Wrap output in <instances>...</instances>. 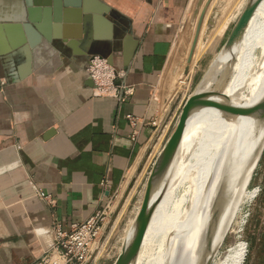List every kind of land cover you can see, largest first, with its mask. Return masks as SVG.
Returning <instances> with one entry per match:
<instances>
[{
	"label": "crops",
	"instance_id": "1",
	"mask_svg": "<svg viewBox=\"0 0 264 264\" xmlns=\"http://www.w3.org/2000/svg\"><path fill=\"white\" fill-rule=\"evenodd\" d=\"M78 1L38 7L50 38L39 45L24 29L0 30V264H33L52 246L55 225L102 210L153 138L146 126L133 140L128 116L156 118L159 80L187 0H100L111 12L88 15ZM19 6L0 0V17ZM54 39L78 47L86 40L110 56L123 71L116 90L92 88L89 62L67 48L69 57ZM135 41L125 70V49Z\"/></svg>",
	"mask_w": 264,
	"mask_h": 264
},
{
	"label": "bare ground",
	"instance_id": "2",
	"mask_svg": "<svg viewBox=\"0 0 264 264\" xmlns=\"http://www.w3.org/2000/svg\"><path fill=\"white\" fill-rule=\"evenodd\" d=\"M256 1L249 0L247 6ZM262 2L259 0L247 19L234 47L227 50L224 46L216 71L207 79L211 81L210 85L204 87V92L215 90L221 82L216 76H224L230 71L221 93L234 104L253 108L264 98V22L254 37L253 49L241 56L237 63L243 44L255 30ZM233 29L227 34V41ZM97 59L95 57L89 66ZM263 143L264 119L235 115L213 105L196 107L190 115L167 185L145 227L134 264H234L233 247L222 258L217 253L211 256L218 245V237L226 230L224 227L231 214L230 209L235 204L239 209L248 198L246 192L243 193L246 198L242 193V197H236L241 187L238 182L252 167Z\"/></svg>",
	"mask_w": 264,
	"mask_h": 264
},
{
	"label": "rangeland",
	"instance_id": "3",
	"mask_svg": "<svg viewBox=\"0 0 264 264\" xmlns=\"http://www.w3.org/2000/svg\"><path fill=\"white\" fill-rule=\"evenodd\" d=\"M208 1L187 0L185 3L177 35L173 40V48L157 88L156 101L158 109L157 116L153 119V122H155V126H152L154 128L153 138L143 151L138 164L128 172L123 186L112 194L106 204L109 207L107 210L110 219L107 231L109 240L98 255V260L95 264L115 263L123 246V241L126 239V233L136 218L143 202L152 169L179 120L183 106L193 94L203 93L206 90L204 87L208 88L210 85L211 81H207V79L210 74L216 71L217 60L221 56L220 53L223 51L224 46L227 44V34L236 26L249 0H212L211 5H213L212 7L209 5L210 9L209 7L207 8V12L209 11V13L206 12L207 17L205 16V19H207H204L205 22L202 25L203 33L201 32L199 35L197 44L199 49H196L197 52L195 50L193 60L189 64V53L196 35L194 28L196 27L195 29H197L200 15ZM262 4L259 20L257 25L254 26L255 30L243 44L237 63L241 59V56L251 52L254 47V37L263 26L264 0ZM193 33L195 34L194 36ZM179 34H181L182 39ZM105 61L115 70V74L119 72L107 60ZM87 74L90 75L89 71ZM106 79L104 80L107 82L103 83L101 89L104 90L103 92L111 94L113 90L108 92V89L112 87L109 84L111 80L109 73ZM116 80L118 81L120 78L117 77ZM206 81L207 84L204 86ZM247 172L238 182L239 185L241 184V187H239L240 190L236 197L238 195L242 197L240 196L241 193L246 192V194L250 193V196L248 194L247 196L243 194V196L245 195L249 199L244 196L246 201L244 199V203L239 209L235 208L236 204L230 209L231 214L227 218V223H225L224 227L226 230L223 229V233L218 237V245L214 248L211 258L214 253H217L222 258L227 250L233 247L232 256L234 264H263L264 143L252 167Z\"/></svg>",
	"mask_w": 264,
	"mask_h": 264
},
{
	"label": "water",
	"instance_id": "4",
	"mask_svg": "<svg viewBox=\"0 0 264 264\" xmlns=\"http://www.w3.org/2000/svg\"><path fill=\"white\" fill-rule=\"evenodd\" d=\"M24 1V3H23ZM79 1H81L79 3ZM78 1V9L79 12H84L85 15H88L89 12H93L95 10L99 11L100 8H103L105 11L111 12L109 10V6L102 4L100 0H79ZM212 0H209L206 6L204 7L199 22L197 25L196 35L192 43V47L189 53L188 63L191 64L195 50L197 47L199 35L201 32V27L203 25V21L207 12V8L211 4ZM15 2L19 7L16 12L15 16L12 17H0V30L2 28L10 30V29H16L21 33V30L24 29L26 34L29 35L30 44L33 46L39 45L42 41L43 36H48L42 29L43 25L41 24L42 20L40 17V8H38L41 5H50L51 0H15ZM84 2V4L82 3ZM155 2V0H154ZM153 2V3H154ZM56 4V3H55ZM259 4V0L254 2L253 4L247 6L245 10L243 11L242 15L240 16L236 26L234 27L233 31L231 32L230 37L228 38L227 44L225 45V48L227 50H230L234 47L236 42L239 40L241 33L243 32L244 27L247 24V19L250 17L252 11L257 7ZM21 7V8H20ZM88 17H85L84 24L87 23ZM114 24V20H111ZM4 24V26H3ZM14 24V26H13ZM17 25V26H15ZM125 30V32L130 33V30H127L126 27L121 28ZM127 30V31H126ZM130 37V35H129ZM86 38V36H85ZM57 40L60 44V50L71 57V55L67 52V48L71 49V52L74 56H79L83 60L88 61L89 65L92 63V60L95 57H99L100 59H105L109 62V57L104 56V54H101L102 51H98V48L96 47H90L91 45L88 43L84 45L86 40L84 42H81V47L77 46V42L75 43H69L68 41ZM59 40V41H58ZM128 41L131 42V38H127ZM25 41L23 35H21L20 39H18L17 44H21ZM16 45V44H15ZM137 41L132 43L127 49H125L124 55H125V66L124 69L126 70L128 68L129 62L132 60L136 48H137ZM15 48V51L17 50L18 45ZM77 46V47H76ZM68 53V54H67ZM113 66V62L110 63ZM89 65L88 68H89ZM116 68V67H115ZM119 72L122 70L116 68ZM230 77V71L226 73V75L221 76L218 74L216 76L217 81H221L217 88L211 92H204V93H198L193 94L185 103L183 106V109L181 111L179 120L171 133L170 137L166 141L163 149L161 150L156 163L152 169V172L149 176L145 195L143 198L142 206L140 208V211L138 215L136 216L132 226L130 227L126 239L123 243L122 250L117 257L114 264H134L137 255L139 253L143 233L145 230V227L147 226L150 217L152 215V212L163 193L168 179L170 171L175 163V160L178 157L179 151L183 144V139L185 136V132L187 129V124L190 118V115L192 114L193 110L196 107H199L201 105H213L220 108H223L225 110H228L232 112L235 115H243V116H256L260 119H264V98L258 101V104H256L253 108L245 107L242 105H236L232 102V100L223 95L221 93L223 86L227 83ZM89 84L92 86V88H96V84L94 80L89 77ZM252 178V177H251Z\"/></svg>",
	"mask_w": 264,
	"mask_h": 264
},
{
	"label": "built area",
	"instance_id": "5",
	"mask_svg": "<svg viewBox=\"0 0 264 264\" xmlns=\"http://www.w3.org/2000/svg\"><path fill=\"white\" fill-rule=\"evenodd\" d=\"M89 76L94 80L96 88L101 89L107 74H110V90H116L117 77L121 78L122 71L115 74L105 60L97 59L90 66ZM100 74V77H99ZM118 75V76H117ZM125 89V94H128ZM128 120L131 126V138L135 140L141 130L146 126H155L153 120H145L137 116L130 115ZM107 181L103 185H107ZM108 206L97 212L89 219L63 227L57 224L53 227L54 239L50 249L38 258L33 264H95L98 255L107 245L109 212Z\"/></svg>",
	"mask_w": 264,
	"mask_h": 264
}]
</instances>
